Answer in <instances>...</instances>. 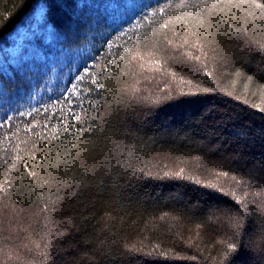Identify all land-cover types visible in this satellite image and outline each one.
I'll return each mask as SVG.
<instances>
[{
    "label": "trees",
    "instance_id": "1",
    "mask_svg": "<svg viewBox=\"0 0 264 264\" xmlns=\"http://www.w3.org/2000/svg\"><path fill=\"white\" fill-rule=\"evenodd\" d=\"M9 205L0 264H264V0H0Z\"/></svg>",
    "mask_w": 264,
    "mask_h": 264
},
{
    "label": "rangeland",
    "instance_id": "2",
    "mask_svg": "<svg viewBox=\"0 0 264 264\" xmlns=\"http://www.w3.org/2000/svg\"><path fill=\"white\" fill-rule=\"evenodd\" d=\"M39 12L40 11L38 9V11H37V13L35 14V17H34V18H36V20H38V19L40 20V16L41 15H40ZM34 25L37 27V23L36 22H33L30 26L33 27ZM28 27L29 26L27 24H22V23H19L17 25L15 31L12 33L13 42L8 44V45H6L4 47L5 54H3V57L4 56L7 57V58H5V61H12V60L15 61V59H17V56H15V55L19 54L22 51V49H23V47L25 45L28 46L30 49L32 48V45H33L32 41H30V42L27 41V43H25V39L26 38L28 39L29 38L28 36L30 35V31L29 30H31ZM38 28H39V30H41L40 27H38ZM45 30H46V33H47V31L49 30V25H48V27L46 26ZM20 54L24 55L23 52H21ZM25 56H27L26 52H25ZM166 159H168V158H166ZM7 212L5 213L6 214L5 215V218H6L5 222L3 221L4 219L0 220V229L4 228L5 231L8 233V236L9 237L14 236L13 238H15L14 239L15 242H18L17 241L18 240V238H17L18 235L15 234L16 233V228L17 227H21V226L24 225V228H25L24 233L26 232L28 235L25 236V238L23 236L24 239H22V242L27 241L29 244H31V242L33 243V241H35L34 240L35 236L33 234L34 232L29 231L30 227L25 226V222H27L29 219H31L33 217H31V215H23V213H21L20 209L15 208V205H9ZM0 236H1V234H0ZM35 238H37V236ZM29 244H27V245H29ZM5 247L7 249L6 252L2 253L1 252L2 250L0 251V259H4V257H6L8 254L9 255L12 254V253H10V251L11 252L13 251L15 253L17 252L16 247H14L12 250L10 248H8L7 246H5ZM12 255H14V253ZM15 256H18V254L15 255ZM13 257L14 256H11V258H13Z\"/></svg>",
    "mask_w": 264,
    "mask_h": 264
}]
</instances>
